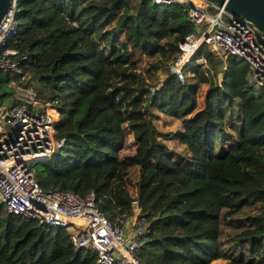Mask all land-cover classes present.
<instances>
[{"label": "trees", "instance_id": "obj_1", "mask_svg": "<svg viewBox=\"0 0 264 264\" xmlns=\"http://www.w3.org/2000/svg\"><path fill=\"white\" fill-rule=\"evenodd\" d=\"M17 7L14 39L27 49L22 69L30 73L37 98L59 103L55 130L63 147L32 165L42 189L93 193L112 223H120L136 200L147 221L139 254L144 264H264V96L250 80L248 63L228 55L218 79L216 54L204 45L193 59L203 54L210 69L194 61V82L171 74L152 91L137 75L118 85L145 98L126 124L135 152L120 158L125 118L121 101L107 93L108 82L128 76L137 63L135 52L157 53L164 36L171 37L166 45L177 53L178 41L194 31L183 6L17 0ZM11 79L20 78L11 71L0 74L6 104L17 102L7 86ZM200 83L207 86L196 109L193 91ZM154 109L180 119L175 136L184 152L168 148ZM121 163L150 166L135 180V196L127 190L131 177L114 183ZM159 173L184 180L156 183ZM0 264L99 263L93 249L75 248L64 228L8 214L1 201Z\"/></svg>", "mask_w": 264, "mask_h": 264}, {"label": "built area", "instance_id": "obj_2", "mask_svg": "<svg viewBox=\"0 0 264 264\" xmlns=\"http://www.w3.org/2000/svg\"><path fill=\"white\" fill-rule=\"evenodd\" d=\"M152 1L180 3L195 29L178 41V51L165 67L167 76L175 75L183 82L184 66L205 45L223 63L228 55L244 59L252 84L264 91V33L250 19L216 0ZM17 11V0H10L0 19V74L11 71L20 78L7 83L16 103L2 102L0 94V198L6 212L64 228L75 248L94 250L99 264H144L139 254L147 221L136 200L130 202L120 223H112L97 208L93 193L46 192L36 179L32 164L50 159L64 140L57 138L55 130L58 101L37 98L30 73L22 69L27 49H20L14 39ZM201 23L206 26L199 30ZM194 59L210 69L203 54Z\"/></svg>", "mask_w": 264, "mask_h": 264}, {"label": "crops", "instance_id": "obj_3", "mask_svg": "<svg viewBox=\"0 0 264 264\" xmlns=\"http://www.w3.org/2000/svg\"><path fill=\"white\" fill-rule=\"evenodd\" d=\"M165 37L169 38V36L162 37L165 39V41L168 40ZM159 45H160V50L157 53H154V54L142 53L138 59V66L136 68H134L128 76H126V77H113L109 80L107 93L111 96L116 97L120 101H122V105H123L122 109H123V111H124V108L126 109V114L128 115V117H127L128 121L131 120L132 118H134L135 116H137V111L142 108V106L145 102V99L135 97V93L129 88L117 89V87H118V85L131 83L137 75H141L148 82H152L155 79L154 78L155 76L153 73H150V69L153 66H155L154 64H157V62H160V61H163V60L169 58L175 52V51H172L171 47L165 45L164 43L162 44L159 42ZM222 66L223 67L221 68V71L218 73V79L221 78L222 71L225 68V63H223ZM156 68H158V66ZM201 84L204 86V88H206L207 83H201ZM152 88L153 87L151 86V90H152ZM124 113H125V111H124ZM155 113L157 115V120L162 121V123L165 124L164 126H161V124L159 126H157V124H156V127L162 132L169 131L170 127L166 125V123L168 122L167 116L165 114L161 113V111H159L157 109H156ZM188 116H190V115H188ZM177 121L180 122V119H177ZM178 132L179 131H177L176 133H178ZM164 140H165L168 148H170V146L167 142V138H165ZM183 147L184 146L182 144H179V146L177 147L178 150H176V151L183 150L184 149ZM134 152H135V143L133 140V135L131 132H128V134H126V136H125L124 148L120 151L119 157L121 158V155L122 156L131 155ZM120 168H122V170ZM149 169H150V166H140V165H135V164H131V163H121L119 170H118V172L114 178V183L117 181H123L124 182L126 177L130 175V173H135L134 179L136 180L140 174H146ZM120 170L122 172L119 173ZM155 179H156V183H160V184L171 183V182H180V181L184 180V178L182 176H178V175L166 176V175H162L160 173L156 175ZM127 190L131 196H135L136 186L134 183L127 184ZM109 195H110V197L114 196L113 186L109 190Z\"/></svg>", "mask_w": 264, "mask_h": 264}, {"label": "rangeland", "instance_id": "obj_4", "mask_svg": "<svg viewBox=\"0 0 264 264\" xmlns=\"http://www.w3.org/2000/svg\"><path fill=\"white\" fill-rule=\"evenodd\" d=\"M205 26H206V24L201 23L199 25V30H202L203 28H205ZM165 38L169 40L171 37L169 36V38L168 37H165ZM168 40H166V41H168ZM166 41H165L164 38H160L159 39V42L162 43V44L164 43L165 45H166ZM172 51H174V50L172 49ZM134 55L137 58L136 59L137 63L135 65V67H133V68L130 69V72L134 68H136L138 66V59H139V57H140L141 54L135 52ZM175 55H176V52H174L173 55H171L169 58H167V59H165L163 61L157 62V64H154L155 66H153L150 69V73H153L154 76H155L154 77L155 79L152 82H149L151 84V86L153 87L152 88V91L158 89L161 86V84L163 83L164 79L167 77V72H166V68L165 67H166V65H167L168 62H170V61H172L174 59V56ZM194 61L195 60L192 57V59H190L189 62L184 66V70H183L184 73H185L184 81L186 80L187 82H194V78H193L194 76L192 74L193 71L191 70V67L193 65H195V62ZM215 62L218 63V68L221 70V68L223 67L222 66L223 63H220V60H217V58H215ZM157 66H158V68H156ZM254 87H255L257 93H261L264 96V91H263L262 88H259V87H256V86H254ZM204 91H205V88H204V86L201 83L198 85L197 89H194V91H193V95H194L193 99H194V101L196 103V109L198 107H201L203 105ZM121 103H122V101H121ZM154 110L156 111V109H154ZM124 111H125V113H124ZM124 111H123V114H124V117L126 118L125 119V123H124L125 133L128 134L129 130L126 127V124L128 122V120H127L128 115L126 114V109L125 108H124ZM166 116H167V121H168L166 123V125L171 128V129L169 128V131L165 132V133L168 134L166 136L167 142H168V144L170 146V149L173 150V151H176V150H178L177 147L179 146L180 143L177 140L175 134H176L177 131L180 132V130H181V127L180 126L181 125H180V122H178L176 118L170 117L168 115H166ZM155 123L157 124V126H159L160 124H161V126H164L165 125L164 123H162V121H158L157 119L155 120ZM126 134H125V136H126ZM183 148H184L183 150H180V151H177V152H179V153L184 152L185 151V147H183ZM123 157L124 156L121 155V158H123ZM120 169L122 170V168H120ZM121 170L119 171V173L122 172ZM129 177H131V179L133 180L132 183H134L135 182V179H134L135 173H130ZM129 184H131V183H129ZM0 202H1V198H0ZM219 263H222V261H219Z\"/></svg>", "mask_w": 264, "mask_h": 264}, {"label": "water", "instance_id": "obj_5", "mask_svg": "<svg viewBox=\"0 0 264 264\" xmlns=\"http://www.w3.org/2000/svg\"><path fill=\"white\" fill-rule=\"evenodd\" d=\"M231 11L252 21L264 33V0H216ZM10 0H0V19L8 10ZM183 41V40H182Z\"/></svg>", "mask_w": 264, "mask_h": 264}]
</instances>
